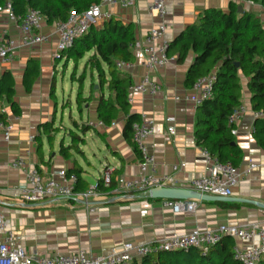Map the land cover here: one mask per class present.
Returning a JSON list of instances; mask_svg holds the SVG:
<instances>
[{"label": "crops", "instance_id": "0c3cea01", "mask_svg": "<svg viewBox=\"0 0 264 264\" xmlns=\"http://www.w3.org/2000/svg\"><path fill=\"white\" fill-rule=\"evenodd\" d=\"M152 1L138 0L137 5L129 9L106 5L103 10L110 13L111 18L131 25L136 42H144L154 25L149 11ZM232 2L243 7V12L254 13L264 29V9L257 4L241 0H167L166 40L172 43L208 11L228 12ZM1 20L0 32L6 29L11 38L18 40L16 25ZM104 22L96 28L101 29ZM44 31L49 35L47 43L30 49L19 48L10 61L0 63V82L6 81L5 88L9 86L13 91L11 102L5 93L0 97V116L3 115L7 124L13 127L9 142L0 138V213L7 220L8 231L20 238L28 254L49 256L84 250L99 257L113 249H120L125 243L152 244L173 234L185 235L194 229H213L223 224H256L264 229V210L242 203H235L241 205L239 208H228L221 205L223 202L198 201L194 213L175 214L165 206V200H153L142 195H129L123 200H116L109 196L110 192L106 189L101 190L104 198L88 205L75 199H53L38 204L17 201L19 188L27 182L26 173L13 167L17 160H22L28 168L39 170L45 180L58 171L78 172V193L96 186L106 168L113 169L114 182L121 177L131 179L139 174L141 157L135 150L133 132L125 130L127 117L124 114L121 113L113 122L115 126L101 130H91L86 126L89 121L101 120L99 99L102 95L109 96L107 86L100 87L99 74L87 67L94 51L86 53L80 60L85 65L84 72H92L93 81L88 95H83L91 100L83 104L82 109L78 108L80 118L70 112L74 131L64 123V103L59 117L57 83L61 63L54 58L58 35L54 25L46 23ZM133 54L134 68L126 73L132 84H138L148 73L143 64L144 54L135 49ZM168 55L175 61L164 69L150 73V77L160 85L159 93L151 97L135 92L130 113L139 119L143 113L154 119L156 130L148 141L149 152L156 157L159 172L163 175H172L174 166L185 164L186 169L176 175L177 180L185 182L203 175L206 167L203 149L197 145L195 136L199 109H194L192 103L185 100L192 95L193 86L187 85V77L196 57L191 51L186 61L180 64L173 51ZM63 61L62 72H65L72 59L65 55ZM29 64L30 67L36 66V73L27 77ZM103 68L106 70L105 65ZM81 76L77 78L73 75L72 79L80 81ZM97 78L98 84L94 85L100 86L93 88ZM106 78H109L107 71ZM240 79L241 106L246 112L235 125V145L242 151L243 157L239 169L245 172L250 164L256 165V168L250 175L242 177L233 191V197L264 204V150L253 138L257 118L251 103L249 79L243 75ZM176 98L180 100L176 101ZM168 118L175 119V135L168 133ZM62 148H69L65 152L66 157ZM79 157L84 159V164ZM233 241L235 246L237 242ZM237 244L248 248L258 246L260 240Z\"/></svg>", "mask_w": 264, "mask_h": 264}, {"label": "built area", "instance_id": "2783aa9c", "mask_svg": "<svg viewBox=\"0 0 264 264\" xmlns=\"http://www.w3.org/2000/svg\"><path fill=\"white\" fill-rule=\"evenodd\" d=\"M138 0H101L99 5L91 7L83 13L72 12L65 22H57L54 29L58 35V42L54 58L64 59V53L71 49L75 42L89 33L92 27H97L101 22L111 18L110 13L105 12L106 5L121 6L124 9L134 8ZM167 0H153L149 11L154 19V25L150 28L144 42H136L133 49L144 54V67L148 73L141 83L132 84L129 88L128 102L133 103L135 92L151 97L160 91V85L150 77V73L166 68L175 61L168 55L169 43L166 40L167 24ZM250 3V2H248ZM253 4V3H251ZM2 16V17H1ZM16 25L19 39L10 37L6 29L0 32V63L11 60L17 49H30L48 42L49 35L45 33L46 20L38 12L28 10L23 16L14 13L9 2L0 8V20ZM1 20V21H2ZM134 68L132 63H118V69L129 72ZM216 73L199 78L192 87V95L185 100L192 103L194 109H199L207 100L214 97ZM176 98V101H179ZM246 109L239 106L229 118V123L236 125L245 114ZM256 118L261 117L259 112ZM168 133L175 135V119L168 118ZM112 123V126H115ZM86 126L93 130L105 129L107 125L102 120L89 121ZM156 123L153 118L143 113L139 121L132 125L133 143L141 156L139 162V174L135 178H118L115 187L111 188L113 169L106 168L100 182L86 192H77L78 177L66 171H58L45 180L36 168H28L22 160L13 163V167L26 173L27 182L21 186L16 196L20 203L38 204L53 199H75L86 205L100 201L104 198L99 190H109V196L116 200H123L129 195H148L155 188H176L191 190L202 195L215 197H233V191L240 183L243 176L250 175L256 165L250 164L245 172L234 167L231 163H222L217 157L203 149L205 158V173L192 180L180 182L176 175L186 169L185 164L173 167L172 175H163L159 172V164L154 155L149 152L148 141L155 135ZM13 127L0 121V138L6 142L11 140ZM237 134L236 128L232 135ZM165 206L175 214L194 213L198 208L197 200L189 201H165ZM93 211V210H92ZM0 264H133L151 253L157 252H188L193 249L207 253L210 248L216 246L225 237L233 238L237 243L260 240L258 246L243 248L237 243L233 248L235 260L240 264H261L264 260V229L256 224H244L239 226L220 225L213 229H194L185 235L173 234L157 243L137 245L125 243L120 249H113L110 253L95 257L89 252L79 250L75 253H54L49 256L30 255L22 246L19 237L8 231V223L5 216L0 213Z\"/></svg>", "mask_w": 264, "mask_h": 264}, {"label": "trees", "instance_id": "16d2710c", "mask_svg": "<svg viewBox=\"0 0 264 264\" xmlns=\"http://www.w3.org/2000/svg\"><path fill=\"white\" fill-rule=\"evenodd\" d=\"M241 1L260 5L264 9V0ZM9 2L16 15L23 16L28 10L38 11L51 26L57 22H65L72 12L83 13L99 5L101 0H0V8ZM135 43L133 27L110 18L103 23L101 29L92 27L87 35L77 40L63 55L64 59L67 55L69 60L78 62L86 53L95 52L87 67L99 74L102 88L106 85L109 92L108 97L102 95L99 99V118L110 126L122 113L127 117V132L132 131V125L139 118L130 113L128 97L132 82L127 73L118 69V63H134ZM172 51L180 64L186 61L191 51L195 54L194 64L187 77L188 86H193L201 77L216 73L214 97L207 100L197 113V145L222 163H231L237 168L241 165L242 151L235 145V137L232 135L235 125L229 123V118L241 106L240 77L243 75L249 79L253 110L262 114L257 118L253 138L264 150V29L260 19L252 12L240 13L239 6L232 2L228 12L212 10L202 15L194 25L169 44L168 53ZM35 73L36 66L30 67L29 64L26 76ZM85 74L86 71L80 78L81 83ZM5 85L6 81L0 82V97L5 93L11 102L12 88H5ZM82 91L83 84L80 85L77 97L79 109L91 100L90 97H83ZM0 121L7 123L3 115L0 116ZM67 150L69 148L61 150L65 157ZM135 150L137 151L136 148ZM75 174L78 177V188L80 176L78 172ZM112 182L111 188H114L115 182ZM99 190L104 189L100 186ZM221 205L228 208L241 207L235 203ZM233 248V239L225 237L207 253L197 249L188 252H157L136 260L133 264H240L234 258ZM261 264H264V260Z\"/></svg>", "mask_w": 264, "mask_h": 264}, {"label": "rangeland", "instance_id": "374dc122", "mask_svg": "<svg viewBox=\"0 0 264 264\" xmlns=\"http://www.w3.org/2000/svg\"><path fill=\"white\" fill-rule=\"evenodd\" d=\"M64 59H57V62H60V69H59V76H58V85H57V95H58V99H59V117H61V111H62V104L64 103L66 105V107H63L65 109V119H64V123L67 124V127L70 130L74 129L72 128V124L70 123V112H73V116L77 114V119H79L80 117L78 116L79 110H78V104H77V95L80 91V85H82V83L80 81H76L72 79V76L75 75L77 78H79L85 69V65L82 61H70V63L67 66V69L65 70V72L63 71V67L65 62L63 61ZM62 69V70H61ZM62 75H64V77H62ZM96 75V73L94 74ZM86 80L84 86H83V95L86 96L88 95V89L90 87V84L92 83V72L90 70L87 71L86 74ZM98 84V78L93 82ZM95 85L94 88H96L99 85ZM102 87V86H100ZM60 119V118H59ZM60 121V120H59ZM84 121H86V117L84 118ZM59 125V124H58ZM93 130V129H91ZM63 131H60V133H62ZM79 156V155H78ZM80 159L81 163L84 164V159L82 158H78ZM95 174H97V171L95 172Z\"/></svg>", "mask_w": 264, "mask_h": 264}, {"label": "water", "instance_id": "95a60500", "mask_svg": "<svg viewBox=\"0 0 264 264\" xmlns=\"http://www.w3.org/2000/svg\"><path fill=\"white\" fill-rule=\"evenodd\" d=\"M239 12L243 13V7H239ZM148 197L153 200H173V201H189V200H197L204 202H223V203H242L253 205L257 208L264 210V204L258 203L251 200L246 199H238L234 197H215L202 195L200 193L184 190V189H176V188H155L149 191Z\"/></svg>", "mask_w": 264, "mask_h": 264}]
</instances>
